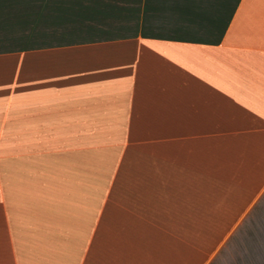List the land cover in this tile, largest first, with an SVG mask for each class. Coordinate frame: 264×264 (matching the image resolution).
I'll list each match as a JSON object with an SVG mask.
<instances>
[{
    "label": "crops",
    "instance_id": "crops-1",
    "mask_svg": "<svg viewBox=\"0 0 264 264\" xmlns=\"http://www.w3.org/2000/svg\"><path fill=\"white\" fill-rule=\"evenodd\" d=\"M0 24V264H264V0Z\"/></svg>",
    "mask_w": 264,
    "mask_h": 264
},
{
    "label": "snow or ice",
    "instance_id": "snow-or-ice-1",
    "mask_svg": "<svg viewBox=\"0 0 264 264\" xmlns=\"http://www.w3.org/2000/svg\"><path fill=\"white\" fill-rule=\"evenodd\" d=\"M23 2H28V0H23ZM0 3H2V0H0ZM0 31H2V24H0Z\"/></svg>",
    "mask_w": 264,
    "mask_h": 264
}]
</instances>
